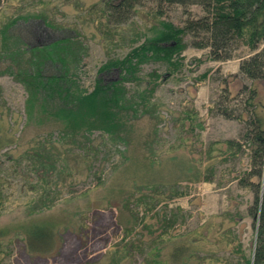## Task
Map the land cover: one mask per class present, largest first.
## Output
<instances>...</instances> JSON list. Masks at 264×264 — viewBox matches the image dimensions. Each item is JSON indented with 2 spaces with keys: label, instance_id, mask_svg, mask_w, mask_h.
<instances>
[{
  "label": "rangeland",
  "instance_id": "obj_1",
  "mask_svg": "<svg viewBox=\"0 0 264 264\" xmlns=\"http://www.w3.org/2000/svg\"><path fill=\"white\" fill-rule=\"evenodd\" d=\"M102 6L0 0V264H247L253 194L238 178L250 168V121L264 118V80L239 72L243 46L212 60L186 34L179 68L143 62L140 79L124 80L128 92H147L153 70L161 77L149 102L120 111L124 127L113 136L100 129L73 136L58 117L26 113L18 76L33 72L45 44L76 38L79 61L64 54L68 74L90 90L98 77H120L100 67L137 44L136 33H150L159 19L181 25L204 10L143 0L106 26ZM44 64L43 74L63 72L55 53ZM248 86L258 91L253 106Z\"/></svg>",
  "mask_w": 264,
  "mask_h": 264
},
{
  "label": "trees",
  "instance_id": "obj_2",
  "mask_svg": "<svg viewBox=\"0 0 264 264\" xmlns=\"http://www.w3.org/2000/svg\"><path fill=\"white\" fill-rule=\"evenodd\" d=\"M141 1L143 0H100L103 5L101 13L107 16L105 25L107 26L111 21L117 23L123 21ZM156 1L158 4L196 3L204 10L198 17H187L181 25L159 19L157 24L149 27L150 33L146 31L140 35L136 33V37L132 40L137 42L139 39L137 44L131 46L125 55L112 57L100 67L99 72L118 69L120 77L111 80L110 83H105L98 77L90 90L82 86L75 72L68 74L69 61L64 54H71L73 62L79 61L77 54L81 47L77 44L76 38L66 36L45 44L42 46L44 49L41 50L43 52L39 54V59L37 62L34 61L36 65L33 72L23 71L25 73L18 76L28 93L25 102L26 113L33 117L35 112H39L40 120L43 115L50 118L58 117L63 123V128L70 129L73 136L77 132L90 133L94 129H100L113 136L124 127L120 111L127 107L137 110L136 105H139L140 101L149 102L154 85L157 84L156 78L161 75L156 70L148 73L153 79V84L147 92L139 90L128 92L124 80L140 79V65L147 60H159L169 67L179 68L183 64L179 55L187 44L183 40L186 34L191 35L192 46L208 47V57L212 60L232 58L235 49L243 46L247 53L239 61V72L252 81L264 80V0ZM51 53L57 55L63 72L43 74L44 61ZM74 67L76 68V65ZM247 90V103L253 106L256 104L253 100L254 96L258 91L254 86H248ZM245 135L251 149L250 168L238 178V183L248 187L253 194L248 205V213L254 218L255 228L252 256L246 258L245 262L262 264L264 262V118L260 115L252 118ZM225 141L230 149L233 146L235 149H242L239 142L232 139ZM41 165L42 168L48 167V163L44 161ZM44 190L47 192L49 186H44ZM58 194L59 189L47 197L52 200Z\"/></svg>",
  "mask_w": 264,
  "mask_h": 264
}]
</instances>
